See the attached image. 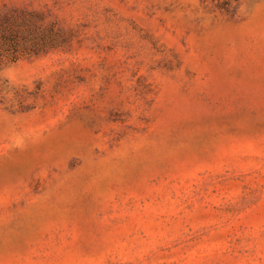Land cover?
<instances>
[{"label": "rangeland", "instance_id": "374dc122", "mask_svg": "<svg viewBox=\"0 0 264 264\" xmlns=\"http://www.w3.org/2000/svg\"><path fill=\"white\" fill-rule=\"evenodd\" d=\"M0 264H264V0H0Z\"/></svg>", "mask_w": 264, "mask_h": 264}]
</instances>
